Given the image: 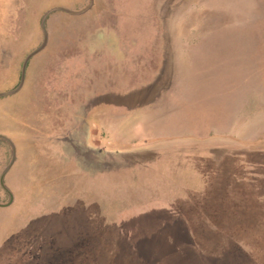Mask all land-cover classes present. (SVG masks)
<instances>
[{"label": "rangeland", "instance_id": "1", "mask_svg": "<svg viewBox=\"0 0 264 264\" xmlns=\"http://www.w3.org/2000/svg\"><path fill=\"white\" fill-rule=\"evenodd\" d=\"M89 4L0 0V94ZM45 28L0 96V264H264V0Z\"/></svg>", "mask_w": 264, "mask_h": 264}, {"label": "water", "instance_id": "2", "mask_svg": "<svg viewBox=\"0 0 264 264\" xmlns=\"http://www.w3.org/2000/svg\"><path fill=\"white\" fill-rule=\"evenodd\" d=\"M93 4H94V0H90V4L88 5V7L85 8L84 10H82V11H79V12L71 11V10H68V9H65V8H62V7H56V8H53V9L49 10V11L44 15V17L42 18V22H41V28H42V31H43V33H44V43L42 44V46H40L37 50H35L33 53H31V54L26 58V60H25V62H24V65H23V69H22V78H21V83H20L19 87H18L15 91H13V92L2 93V94H0V96L12 95V94H15L16 92H18V91L21 90V88H22V86H23V84H24V82H25V75H26V70H27L28 62L31 60V58H32L33 56H35L36 54H38L39 52H41V51L45 48V46H46V43H47V31H46V28H45V23H46V20H47V18L49 17L50 14H52V13L55 12V11H62V12H66V13H69V14H72V15H79V14H83V13L87 12L89 9H91L92 6H93ZM11 144H12V147H13V161H12V163H11L10 166L13 165V163L15 162V159H16L15 146H14V144H13L12 142H11ZM8 170H9V168L4 172V174H3L2 177H1V185H2V187L6 190V192H8L9 195L11 196V202H12V200H13V195H12V193L7 189V187H6V185H5V176H6L7 172H8ZM11 202H10V203H11ZM10 203H9V204H10ZM9 204H7V205H9Z\"/></svg>", "mask_w": 264, "mask_h": 264}, {"label": "crops", "instance_id": "3", "mask_svg": "<svg viewBox=\"0 0 264 264\" xmlns=\"http://www.w3.org/2000/svg\"><path fill=\"white\" fill-rule=\"evenodd\" d=\"M124 91H126V90H124ZM127 93V92H126ZM119 95H121V94H119ZM126 95H129V94H126Z\"/></svg>", "mask_w": 264, "mask_h": 264}]
</instances>
